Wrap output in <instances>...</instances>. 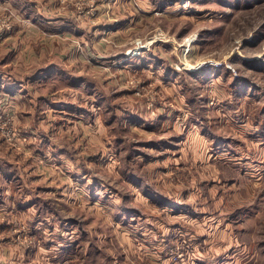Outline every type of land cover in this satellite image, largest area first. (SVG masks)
Instances as JSON below:
<instances>
[{"label":"rangeland","instance_id":"rangeland-1","mask_svg":"<svg viewBox=\"0 0 264 264\" xmlns=\"http://www.w3.org/2000/svg\"><path fill=\"white\" fill-rule=\"evenodd\" d=\"M1 165L0 264H264V0H0Z\"/></svg>","mask_w":264,"mask_h":264},{"label":"crops","instance_id":"crops-1","mask_svg":"<svg viewBox=\"0 0 264 264\" xmlns=\"http://www.w3.org/2000/svg\"><path fill=\"white\" fill-rule=\"evenodd\" d=\"M154 43H155V42H154ZM152 44H153V43H152ZM155 47H159V44L157 43V41H156V43L153 45V50L155 49ZM143 50H144V49H143ZM146 52H147V51H146ZM171 62H172L171 59H169L167 63H168V64H171ZM157 66H158V64H157ZM156 69H157V68H156ZM133 70H134V69H133ZM156 71H157V70H156ZM174 73H175V72H174ZM163 77H167V76H166V75H163ZM47 92H48V93H46V95H44V93H43V94H40V96H43V97H47V96H48L49 98H51V96H55V94H56V88H54V89L52 90V92H51V89L49 88ZM25 96H26V95H25ZM25 99H26V97L23 98V100H22V104L20 103V104L22 105V107H25V104H26V103H25V102H26ZM49 100H50V99H49ZM37 108H38V106L36 107V109H37ZM20 115H22V117H23L25 114H24L23 111H22V112L20 113ZM38 115H39V114H38ZM27 118H28V117H27ZM41 121H42V120H41ZM41 124H44V123H41ZM44 141H45V142H44ZM44 141H42V139L40 138V139H39V144L42 145V146H45L44 144H46V143L49 142L48 139H47V141H46V140H44ZM38 146H39V145H38ZM37 153H38V155H39L38 157H41L43 153L45 154V152H44V150H43L42 147H39V149L37 150V152H35V154H36L35 156H37ZM55 153H56V150H53V154H54V155H56ZM44 156H45V155H44ZM0 167H1V166H0ZM3 172H4V174H6L5 170H4ZM10 173H11V171H10ZM6 177H7V180H10V178H11V177H8L7 175H6ZM3 188H4V187H3ZM43 188H44V192L51 191V190L55 189V187H46L47 189H46L45 187H43ZM45 189H46V190H45ZM13 199H14V198H13ZM39 199H40V198H37V199L34 200V201L31 200V201H32V202H31V205H32V204H33V205L29 208L30 210L34 209V207L36 206V204L39 202ZM22 201H25V200H19V199H17V203H18L17 207H18L20 210L23 211V210H24V208H23L24 206L20 204V203H22ZM5 202H6V201H5ZM45 203H46V202H45ZM7 207H8V206H7ZM49 212H50V210H49ZM49 217L52 218V219H54V215H53V214L51 215V212H50V216H49ZM41 220H42V219H41ZM38 221H39V220H38ZM66 221H67V220H65L64 222L67 223ZM68 221H70V220H68ZM71 223H73V222H71ZM72 232H74V231H72ZM71 234H72V233H71ZM60 245H61V244H60Z\"/></svg>","mask_w":264,"mask_h":264},{"label":"trees","instance_id":"trees-1","mask_svg":"<svg viewBox=\"0 0 264 264\" xmlns=\"http://www.w3.org/2000/svg\"><path fill=\"white\" fill-rule=\"evenodd\" d=\"M74 78V80H76L77 78H75V77H73ZM80 78H82L81 80H85L83 77H80ZM80 78H78V79H80ZM86 79H89V78H86ZM86 81V83L87 82H89L88 80H85ZM1 167H3V165H1ZM4 170H5V172H6V175L8 176V177H10V170L7 168V167H4ZM167 196V195H166ZM162 198L165 200H167V198L166 197H164L163 195H162ZM174 202L175 201H172V199H170L169 198V200H168V202L166 203L167 205H172V206H174V205H178V203L177 202H175V204H174ZM77 264H79V263H77ZM84 264H87V263H84Z\"/></svg>","mask_w":264,"mask_h":264},{"label":"built area","instance_id":"built-area-1","mask_svg":"<svg viewBox=\"0 0 264 264\" xmlns=\"http://www.w3.org/2000/svg\"><path fill=\"white\" fill-rule=\"evenodd\" d=\"M158 39H154V40H150V43L149 44H152V43H154V42H156ZM149 44H144V47H146V45H149ZM139 47H141V46H139ZM136 49H138V48H136ZM137 52H139V50H136ZM205 63H210V64H213V61L212 60H208V61H205ZM215 63H216V61H215ZM217 64H221L220 62L218 63L217 62Z\"/></svg>","mask_w":264,"mask_h":264},{"label":"bare ground","instance_id":"bare-ground-1","mask_svg":"<svg viewBox=\"0 0 264 264\" xmlns=\"http://www.w3.org/2000/svg\"><path fill=\"white\" fill-rule=\"evenodd\" d=\"M190 40H191V38H189ZM141 47H142V45H141ZM201 64V63H200Z\"/></svg>","mask_w":264,"mask_h":264}]
</instances>
